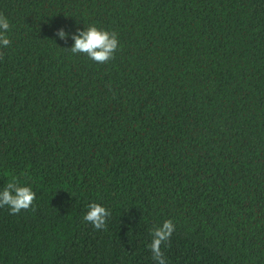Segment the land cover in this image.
I'll use <instances>...</instances> for the list:
<instances>
[{"label":"trees","instance_id":"1","mask_svg":"<svg viewBox=\"0 0 264 264\" xmlns=\"http://www.w3.org/2000/svg\"><path fill=\"white\" fill-rule=\"evenodd\" d=\"M0 264H264V0H0ZM91 24L115 58L72 54ZM64 30L62 39L57 33ZM96 202L107 228L84 220Z\"/></svg>","mask_w":264,"mask_h":264},{"label":"clouds","instance_id":"2","mask_svg":"<svg viewBox=\"0 0 264 264\" xmlns=\"http://www.w3.org/2000/svg\"><path fill=\"white\" fill-rule=\"evenodd\" d=\"M11 30L10 21L0 13V49L8 47L11 39L7 33ZM72 38L75 44L68 49L72 54H85L97 63H107L115 58L120 43L118 34L91 24ZM62 39H67L68 34L64 30L57 33ZM3 52L0 51V59ZM36 200V193L29 185H22L15 178L10 180L0 191V208L7 206L10 214H18L21 210L29 209ZM89 211L84 215V220L91 223L95 229L107 228V221L111 211L100 203L93 202L88 205ZM176 225L172 219L163 221L160 225H154L151 230L152 241L148 245L152 258L157 264H168L163 247L170 243V238Z\"/></svg>","mask_w":264,"mask_h":264}]
</instances>
